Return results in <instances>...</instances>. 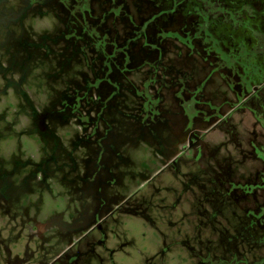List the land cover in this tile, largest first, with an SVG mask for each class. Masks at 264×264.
Returning <instances> with one entry per match:
<instances>
[{"label":"rangeland","instance_id":"1","mask_svg":"<svg viewBox=\"0 0 264 264\" xmlns=\"http://www.w3.org/2000/svg\"><path fill=\"white\" fill-rule=\"evenodd\" d=\"M0 264H264V0H0Z\"/></svg>","mask_w":264,"mask_h":264}]
</instances>
